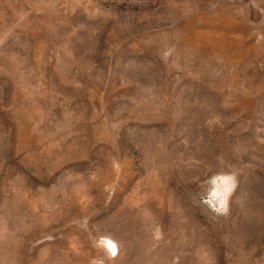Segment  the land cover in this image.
I'll list each match as a JSON object with an SVG mask.
<instances>
[{"label":"rangeland","instance_id":"obj_1","mask_svg":"<svg viewBox=\"0 0 264 264\" xmlns=\"http://www.w3.org/2000/svg\"><path fill=\"white\" fill-rule=\"evenodd\" d=\"M0 264H264V0H0Z\"/></svg>","mask_w":264,"mask_h":264}]
</instances>
